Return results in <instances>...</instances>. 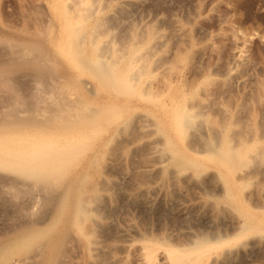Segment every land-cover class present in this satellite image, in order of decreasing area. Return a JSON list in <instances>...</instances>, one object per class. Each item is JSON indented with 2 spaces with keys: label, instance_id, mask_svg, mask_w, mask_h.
Instances as JSON below:
<instances>
[{
  "label": "rangeland",
  "instance_id": "1",
  "mask_svg": "<svg viewBox=\"0 0 264 264\" xmlns=\"http://www.w3.org/2000/svg\"><path fill=\"white\" fill-rule=\"evenodd\" d=\"M22 47L47 65L0 81V264H164L214 235L187 264H264V0H0V68Z\"/></svg>",
  "mask_w": 264,
  "mask_h": 264
},
{
  "label": "bare ground",
  "instance_id": "2",
  "mask_svg": "<svg viewBox=\"0 0 264 264\" xmlns=\"http://www.w3.org/2000/svg\"><path fill=\"white\" fill-rule=\"evenodd\" d=\"M82 22V21H81ZM73 26V25H72ZM71 26V27H72ZM78 26V25H77ZM71 27L69 28V30L68 31H70V29H71ZM78 29L76 28V25H75V27H73V29L70 31V42H71V44H72V48L69 50V53H70V55L72 54L74 57L76 56L77 58H78V56H79V58H82V57H80V53H81V48H80V45L81 44H83V43H81V41L82 40H84L83 39V37H82V40H81V36H78L77 35V33L76 32H78L77 31ZM69 34V33H68ZM84 35V34H83ZM69 38V37H68ZM93 39V38H92ZM92 42H93V40H91ZM82 46V45H81ZM99 48V47H98ZM31 49V48H30ZM29 52V49L28 48H25V47H22V49L19 51V57H14L15 59L14 60H12V59H10V60H8L7 62H8V66L7 67H4V68H0V81L2 82L1 83V85H2V87H4L5 88V90H7V91H9L10 92V90H13L14 89V86L15 85H13V84H10L9 83V80L10 79H12L11 78V76H12V72L15 70V69H17L15 66L17 65L18 66V61H20L21 59V62L22 63H25V64H31L32 66H33V68H35V73H36V75H38L37 76V78L39 77V79H42L43 77L42 76H40V75H42L43 73H44V71H45V68H46V66L45 65H47L45 62L47 61V60H45L47 57H46V55H44L43 54V56L41 55V54H38V55H36V56H32L31 58H27L26 57V54H28V52ZM102 51V50H101ZM65 54V53H64ZM147 54V53H146ZM69 55V56H70ZM134 58H132V60H131V62H132V64L131 65H129L130 66V68L129 67H127V69H125L124 70V72H129V74H130V77H133V78H137V77H139V74H140V72L142 71V73H144V70L143 69H146L145 68V63H146V65H147V62H148V60L147 59H145L144 58V56L145 57H147L146 55H142L141 53H139V52H137V50L134 52ZM15 56V55H14ZM72 57V56H71ZM102 57V56H101ZM74 59V58H73ZM144 59L145 60H147V61H144ZM84 60V59H83ZM86 60V59H85ZM45 61V62H44ZM101 61V59H100V57H98L97 56V58H94V59H92L91 60V62L94 64V66H95V63H97L98 62V64H99V62ZM112 61V60H111ZM117 61V60H116ZM115 61V62H116ZM45 64H44V63ZM81 62H83V61H81ZM87 62V61H86ZM85 63V62H84ZM112 62H110V63H107V64H103V65H101L100 67H102V70L104 71V76H105V78L104 77H102V78H104V79H109L112 83H115L116 82V84H118V76L116 75V72L111 68L112 67V65L113 64H111ZM2 64H4V63H1V65ZM89 64V63H88ZM83 65H85V64H83ZM3 66V65H2ZM87 66V65H86ZM93 66V67H94ZM15 67V68H14ZM96 67V66H95ZM101 70V71H102ZM17 71V70H16ZM47 71V70H46ZM15 72V71H14ZM17 73V72H16ZM35 73H33L34 74V76H36L35 75ZM141 73V74H142ZM45 74V73H44ZM43 74V75H44ZM98 75L100 76V75H102L103 76V74L101 73V74H99L98 73ZM52 76V75H51ZM50 76V77H51ZM41 77V78H40ZM50 77H49V80L47 79V81H49V83L48 84H46L45 82H43L42 83V85H44V84H46V87L48 88V89H53V85H54V87H55V84H53V76H52V83H51V80H50ZM100 78H101V76H100ZM14 80V79H13ZM13 80H11V81H13ZM16 80V79H15ZM15 82V81H14ZM104 82V81H103ZM53 84V85H52ZM148 84V83H147ZM11 85H13V87L11 86ZM43 88L45 87V85L44 86H42ZM3 88V89H4ZM43 88H41L42 90H43ZM16 90V89H15ZM41 90V91H42ZM45 90H46V88H45ZM44 91V90H43ZM13 93V92H12ZM13 95V94H12ZM16 94H14L13 95V97L15 96ZM16 98V97H15ZM17 98H19V96H17ZM20 99V98H19ZM14 100H16V99H14ZM18 101V103H19V100H17ZM16 101V102H17ZM21 102V101H20ZM15 107H17V106H15ZM16 110V109H15ZM18 110V109H17ZM16 110V111H17ZM12 112V111H11ZM13 113H15V112H13ZM196 117H198L197 116V113L196 112H189L188 110H185V111H182L180 114H179V117H178V121H179V123L180 124H182V125H184V127H192L193 125H194V122L196 121L195 119H196ZM155 148V147H154ZM225 152V151H224ZM238 151L237 150H233V148L231 149L230 148V150H228L227 152H225L222 156H220V157H222V158H224V160H226V161H224V162H227V160L230 158V157H232L233 155V157L235 158V160H238V158L236 159V157H238ZM230 154V155H229ZM228 157V158H227ZM223 161V160H222ZM240 161H241V159H240ZM243 162V161H242ZM245 163V162H244ZM1 165V167L3 166L4 168H6V167H8V165L6 164V163H1L0 164ZM17 172L18 173H20V174H25V175H29V176H32L33 177V179H31V180H33V181H31L30 183H27L29 186L30 185H37V184H41V183H45V182H47L48 180H50L49 178H48V176H47V174L45 175V172L43 171V172H32L31 171V169H30V167H28L27 165H25V164H21V165H19L18 166V168H17ZM254 174V173H253ZM3 180V179H2ZM4 181V180H3ZM16 184H20V182H18V183H16ZM26 183H24L23 185H27ZM42 185V184H41ZM19 186H22V185H19ZM31 186V187H32ZM38 187V186H37ZM49 201V200H48ZM50 203V202H49ZM259 204V203H258ZM81 210H80V212L82 213V209H83V207H81L80 208ZM83 210H85V209H83ZM80 219H81V217H79ZM243 226V225H242ZM122 231H124V230H122ZM204 235V234H203ZM215 236V235H214ZM214 236L212 237H210V238H207V236L206 237H202V238H196V239H194V238H192L191 237V240H190V242L189 241H187V242H189V243H187V245H188V247H186V248H183L182 249V251L180 252V253H178V251H177V249H172V248H167V249H165L164 251H162V255L160 254L159 256H162V258L163 259H166V261H165V263L164 264H187L190 260H192L194 257H202V255H206L208 252H211V250H212V248H214V247H216V245H219V243L221 244V242L222 241H224V240H222L221 238H214ZM125 247V246H124ZM127 247V246H126ZM125 247V248H126ZM141 247V246H140ZM140 249V252H139V255H138V261H136V262H138V264H159V261H157L158 259V255L156 256L155 255V252H154V250H153V248L150 246V245H148V244H146V245H143L141 248H139Z\"/></svg>",
  "mask_w": 264,
  "mask_h": 264
}]
</instances>
